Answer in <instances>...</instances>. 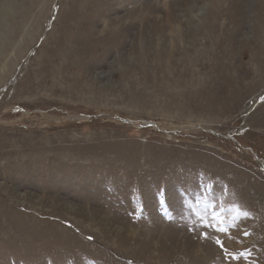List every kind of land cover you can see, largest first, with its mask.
Masks as SVG:
<instances>
[{"label":"rangeland","instance_id":"1","mask_svg":"<svg viewBox=\"0 0 264 264\" xmlns=\"http://www.w3.org/2000/svg\"><path fill=\"white\" fill-rule=\"evenodd\" d=\"M0 264H264V0H0Z\"/></svg>","mask_w":264,"mask_h":264}]
</instances>
